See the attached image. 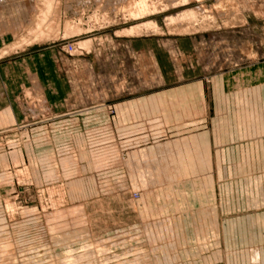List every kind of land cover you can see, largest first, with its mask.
Here are the masks:
<instances>
[{"label": "crops", "instance_id": "crops-1", "mask_svg": "<svg viewBox=\"0 0 264 264\" xmlns=\"http://www.w3.org/2000/svg\"><path fill=\"white\" fill-rule=\"evenodd\" d=\"M134 43L137 53L156 61L166 89L118 101L112 117L111 108L98 111L106 132L101 170L94 164L95 112L67 110L71 90L54 47L0 62V131L22 120L21 92L33 86L58 113L55 162L69 194L85 187L89 195L95 182L104 194H140L131 208L120 209L131 214L119 218L109 234L114 239L96 240L118 244L109 248L117 264H264V66L236 77L184 71L175 78L159 43ZM111 128L118 132L113 145ZM46 129H34L27 147L7 156L6 172L17 161L35 170L31 150ZM78 227L72 243L83 241ZM17 237L9 239L22 243ZM25 247L14 246L13 257Z\"/></svg>", "mask_w": 264, "mask_h": 264}, {"label": "rangeland", "instance_id": "rangeland-1", "mask_svg": "<svg viewBox=\"0 0 264 264\" xmlns=\"http://www.w3.org/2000/svg\"><path fill=\"white\" fill-rule=\"evenodd\" d=\"M132 1L139 2L0 0V62L30 48H56L58 69L71 90L67 110L95 112L96 171L103 164L106 137L98 111L111 108L112 117L118 101L166 89L156 61L137 53L134 42L159 43L175 78L184 71L236 77L264 66V0H146L143 11L134 9ZM20 105L22 120L0 131V264H55L54 249L58 264H75L76 257L79 264H117L118 259L110 258L116 252L109 248L118 244L96 240L115 236L109 234L118 230L119 218L131 214V209H120L125 204L131 208L140 194H104L96 182L89 195L85 187L69 194V182L58 178L55 162L58 113L33 86L22 90ZM39 126L47 129L40 131L42 137L31 150L35 170L17 161L6 172L12 166L7 156L27 147L30 133ZM117 133L111 128L112 145ZM77 224L82 243L71 242ZM12 235L22 243H13ZM23 245L29 247L13 257V247Z\"/></svg>", "mask_w": 264, "mask_h": 264}, {"label": "bare ground", "instance_id": "bare-ground-1", "mask_svg": "<svg viewBox=\"0 0 264 264\" xmlns=\"http://www.w3.org/2000/svg\"><path fill=\"white\" fill-rule=\"evenodd\" d=\"M134 1H132V3H133ZM136 2H137V0H136ZM131 4V3H130ZM146 6H147V4H146V0H139V2L137 3V4H135V2L133 3V7H134V9H138V10H140V11H143V10H145V8H146ZM150 9V8H149ZM139 11V12H140ZM132 12V11H131ZM138 13V12H137ZM144 13V12H143ZM149 13H150V11H149ZM152 14V13H151ZM145 15V14H144ZM143 15V16H144ZM135 16V15H134ZM136 20V19H135ZM40 28V27H39ZM141 28V27H140ZM135 29H129L127 32H129V33H131V32H135L134 31ZM139 29L137 28V31H138ZM140 31V30H139ZM138 31V32H139ZM128 33V34H129ZM136 33V32H135ZM42 35V34H41ZM131 35H132V33H131ZM42 37V36H41ZM30 42V41H29ZM31 43V42H30ZM29 43V44H30ZM22 44H24V42H22ZM25 45H27V44H25ZM32 45V44H31ZM24 46V45H23ZM22 46V47H23ZM29 46V45H28ZM19 46L17 45V48H18ZM16 48V47H15ZM13 49H14V47H13ZM3 54H6V51L3 53ZM2 55V54H1ZM3 56V55H2Z\"/></svg>", "mask_w": 264, "mask_h": 264}]
</instances>
